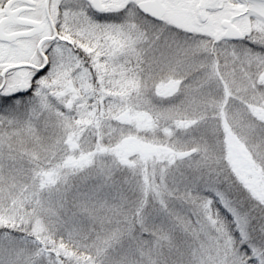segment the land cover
<instances>
[{"label": "snow or ice", "instance_id": "obj_1", "mask_svg": "<svg viewBox=\"0 0 264 264\" xmlns=\"http://www.w3.org/2000/svg\"><path fill=\"white\" fill-rule=\"evenodd\" d=\"M0 264H264V0H0Z\"/></svg>", "mask_w": 264, "mask_h": 264}]
</instances>
